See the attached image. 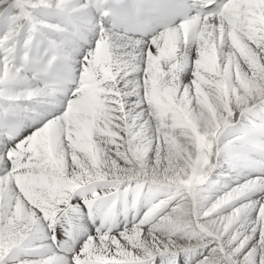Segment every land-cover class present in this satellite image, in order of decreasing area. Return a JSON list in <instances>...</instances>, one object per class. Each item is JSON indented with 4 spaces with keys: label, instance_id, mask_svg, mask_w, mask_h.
Instances as JSON below:
<instances>
[{
    "label": "snow or ice",
    "instance_id": "6c2138e0",
    "mask_svg": "<svg viewBox=\"0 0 264 264\" xmlns=\"http://www.w3.org/2000/svg\"><path fill=\"white\" fill-rule=\"evenodd\" d=\"M0 264H264V0H0Z\"/></svg>",
    "mask_w": 264,
    "mask_h": 264
}]
</instances>
